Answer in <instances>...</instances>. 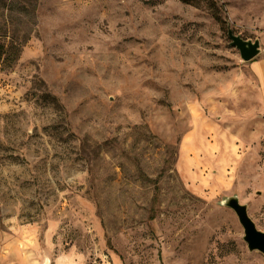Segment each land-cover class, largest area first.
I'll use <instances>...</instances> for the list:
<instances>
[{"label":"rangeland","instance_id":"374dc122","mask_svg":"<svg viewBox=\"0 0 264 264\" xmlns=\"http://www.w3.org/2000/svg\"><path fill=\"white\" fill-rule=\"evenodd\" d=\"M214 1L0 0V264H264V0Z\"/></svg>","mask_w":264,"mask_h":264},{"label":"water","instance_id":"95a60500","mask_svg":"<svg viewBox=\"0 0 264 264\" xmlns=\"http://www.w3.org/2000/svg\"><path fill=\"white\" fill-rule=\"evenodd\" d=\"M227 36L230 40V46L238 50L242 61L248 62L260 53V43L258 40L254 42L243 40L240 36L234 35L230 29L227 31ZM225 206L235 213L242 226L244 233L243 240L248 250L264 254V232L257 230L255 224L248 217L246 206L240 204L236 197L228 198L225 201Z\"/></svg>","mask_w":264,"mask_h":264},{"label":"trees","instance_id":"16d2710c","mask_svg":"<svg viewBox=\"0 0 264 264\" xmlns=\"http://www.w3.org/2000/svg\"><path fill=\"white\" fill-rule=\"evenodd\" d=\"M185 5L206 10L221 28L227 26V20L220 15L223 6H218L214 0H177ZM18 47L11 42L0 43V66L10 67L18 57Z\"/></svg>","mask_w":264,"mask_h":264}]
</instances>
